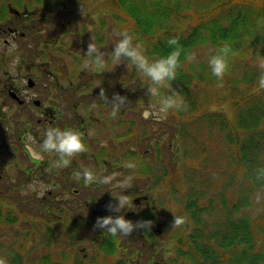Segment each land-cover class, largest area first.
<instances>
[{"label":"flooded vegetation","instance_id":"af4514ba","mask_svg":"<svg viewBox=\"0 0 264 264\" xmlns=\"http://www.w3.org/2000/svg\"><path fill=\"white\" fill-rule=\"evenodd\" d=\"M80 1L0 0V235L19 231L24 205L26 232L32 242L37 234H44L50 247L57 245L59 264H161L155 260L163 256L158 238L165 210L153 199L163 185V165L162 160L146 164L141 158L148 156L145 143L151 146L154 138L155 146L161 147L163 137L157 130L147 131L153 120L143 119L144 103L127 100L128 107L118 118H110L111 109L85 77L86 71L98 76L101 69H79L72 81L66 58L72 49L65 39L79 38L82 14L76 7ZM72 25L76 28L69 31ZM131 109L134 116L121 115ZM95 111L102 116L93 115ZM49 126L83 135L87 151L74 157L67 168L49 171L57 159L54 154L42 153L43 158L36 159L25 151L29 135L39 151ZM129 161L137 165L134 172L125 167ZM82 168L100 175L117 172L118 180L132 175L133 183L140 184L122 193L130 196L133 206L120 214L133 223L152 221L151 230L116 238L94 229L98 217L117 215L108 212L106 205L116 203L119 190L76 181L73 172ZM147 176L155 180L153 187L143 182ZM34 180L48 186L38 199L43 206L36 205L34 197L21 200L18 196L20 188ZM38 208H43L42 213L36 212Z\"/></svg>","mask_w":264,"mask_h":264},{"label":"trees","instance_id":"16d2710c","mask_svg":"<svg viewBox=\"0 0 264 264\" xmlns=\"http://www.w3.org/2000/svg\"><path fill=\"white\" fill-rule=\"evenodd\" d=\"M104 2L110 9L113 6L114 11L120 13L122 22L132 23V34L137 43L145 39L143 48L139 45L150 61L166 57L174 50L168 46L167 40L178 38L183 49L180 56L182 66L177 70L172 88L183 96L187 108L184 111L169 112L167 117L172 118V136L179 135L182 139L187 137L184 128L180 133V127L175 126L180 118L186 121L194 120V123L217 129L225 144L235 152L234 168L240 173L244 170V177L249 183L248 193H253L257 186L264 185V179L258 180L254 177V172H246L247 166L250 170L257 166V172L264 169V90L258 87L259 73L255 66V54L258 52L264 56V1L226 0L202 11H193L191 0ZM175 20H190L192 25L190 28H183L174 24ZM107 36L106 33L105 39ZM224 43L230 45L232 52L228 58L229 70L222 81L223 87L218 88L217 79L212 76L207 62L213 51ZM104 46L110 48V45ZM196 49L204 50L206 57L196 63H189L185 56L194 53ZM247 56L248 59L245 60ZM122 66L124 64L117 65ZM131 76L132 81L138 79L139 84L129 90V82L118 81L116 78L120 75L116 76V94L141 104H153L156 100H161V97L150 96V101L141 99V92L147 91L150 82L134 66ZM168 94V89L161 90L162 96ZM217 103H227L232 115L234 112L233 118H225L222 116L223 111H219L213 115L221 114L219 116L222 117L214 121L212 112L207 110L212 111L211 107ZM152 142H155L154 138ZM169 145L165 144L164 149L170 153ZM173 157L175 154L170 153V163L179 167ZM162 165L163 185L171 182L175 183V186L180 184V180L175 181L178 179L175 177L176 169L165 165L163 161ZM191 187L193 188V185ZM262 190L264 192V188ZM194 194L193 191L189 193L183 205L182 213L186 217V224L169 234L173 258L180 260L179 264H264V232H260V228L248 214L246 208L251 205L246 196L242 195L244 203L235 201L230 207L224 198L220 200L219 208L225 215V220L216 226L217 229L215 227V230H211L201 217L207 207L205 210L201 209L198 200L193 197ZM171 201V198H167L168 206ZM37 211L41 212L40 209ZM259 235L261 239H258ZM12 264H26L23 252L19 255L12 254Z\"/></svg>","mask_w":264,"mask_h":264},{"label":"rangeland","instance_id":"374dc122","mask_svg":"<svg viewBox=\"0 0 264 264\" xmlns=\"http://www.w3.org/2000/svg\"><path fill=\"white\" fill-rule=\"evenodd\" d=\"M95 0H81L78 3V6L76 7V11L80 13V11H84L82 13L83 17H80V22L78 28L79 38L82 40H79L77 38H72V36H69V39H65V45L69 48H73L76 50L81 49L82 55L87 51V44L90 42L91 37L95 38L94 33H97L99 29V24L101 22V25H103L104 29L105 26L110 27V34H108L107 41L109 42V45L111 44L110 48L113 49V46L116 43V37L113 36L114 30H128L131 35L132 34V23L130 21L128 22H122V18H119L120 13H117L114 11L113 6H111L110 12H107L108 9L106 7H109L105 4V2H102L101 4L98 2L95 5V7L90 8L91 2H94ZM226 0H191L190 4L192 5L191 9L193 11H202L204 8H208L209 6H214L216 3H222ZM264 1V0H263ZM257 5V3H256ZM100 10V14L102 17H99V24L95 29H93L92 21L89 19L91 16H95L96 12ZM106 11V13H103ZM119 18V20L117 19ZM88 21L87 25H82L81 21ZM174 24L181 25L183 28H190L192 23L190 20H186L183 22H180V20H175L173 22ZM92 25V26H90ZM69 26V31H74L76 27ZM251 26L254 27L252 24ZM86 29L88 34H84L83 30ZM82 30V31H81ZM135 38V36H134ZM145 39L142 40L141 43H138L140 45H144ZM98 46V43L95 42ZM134 43L136 42V39H134ZM107 51L106 49L102 50ZM74 53H67V70L69 72H73L72 77L74 73L79 71V69L83 68V61L86 59V57L81 56V52L73 51ZM193 54V53H192ZM196 56V60L191 63H196L198 61L203 60L204 57H206V52L204 50L197 49L194 52ZM77 61H76V60ZM133 68V66H131ZM130 65H127V62H125L124 66L118 69V72L120 74V77H117V74L112 75V78H116L118 81L126 80L128 90L132 87L139 84L138 79H134L132 81L131 79V73L132 68ZM83 75V72H82ZM125 75V76H124ZM93 86L95 88L97 87V83H93ZM95 92L97 93L99 97L100 88L96 89ZM149 95L147 94V91L141 92V99L149 100ZM100 99V97H99ZM150 101V100H149ZM149 104V103H147ZM147 104H144L145 107ZM159 105V104H155ZM211 110H207L212 112L211 117L214 121L219 120L222 116L231 117L233 118L234 112L232 115V110L230 111L227 103H217L211 107ZM80 110V109H79ZM223 110V115H213L214 112H221ZM130 114H126V116H134L133 109H131ZM81 114L83 113L82 110H80ZM95 116H102V113L95 111L93 113ZM231 115V116H229ZM211 118V120H212ZM209 120V121H211ZM176 120H174V123ZM152 127H149L147 129L148 132L150 128L152 130H157L159 136L161 135L164 138L165 144L167 145L170 142V138L172 137V131H171V124H172V118H166L163 121H152ZM181 125V126H180ZM150 126V124H149ZM175 126L180 127V133L182 131V128H184L187 137L185 139L178 138L176 139V142H173L172 146V152L175 153V157H173L176 160V163L179 164V167H176L175 164L170 163V153L169 150L167 151L164 149V142L162 146H155L152 144H144L145 147L148 149V156L147 158L143 157L141 158L142 163H150L155 162L156 160H162L165 165H168L172 169H176L175 181L180 180V184H176L171 182L168 185H162L160 188H158V196L154 197L153 203L159 205L162 209H166V212L168 213L167 216L165 214L163 215V219H167L168 225L171 227L174 215L183 216L182 210L183 205L185 204L187 200V196L192 191L195 193L193 196L198 200V203L200 205V208L205 210V207H207L206 211H204L201 215L202 221L210 227L211 230H215L214 228L218 225L224 222L225 215H223L220 211L219 204L222 200L225 199L227 202V206L230 207L233 202H243L244 203V196H246L248 202L250 203V208L248 209V214L251 216V219L254 221L255 225L260 228V232H264V199L261 200V202L258 204L255 202V197L257 193H264L263 188L264 185L257 186L253 193H248V185L249 183L246 182L247 179L244 177V170H241V173L239 170H236L234 167L236 166L235 158L233 153L234 150L231 147H228L225 142L223 141V138L221 134L218 132L217 129H210L205 126V124H200L198 122L194 123V120H183L180 118L179 121L175 123ZM149 134V133H147ZM183 135V134H182ZM184 136V135H183ZM179 137V136H178ZM132 140L136 139L135 136L131 137ZM138 139V138H137ZM149 143V140H148ZM181 154H180V153ZM264 156V153H263ZM20 158L22 156L20 155ZM22 163V162H20ZM257 166L250 170L249 167H246L247 174L254 172V177H257ZM175 171V170H174ZM238 174V175H237ZM38 175V173H37ZM23 178V175L20 172L19 180ZM154 179L152 177L147 176L146 180L144 179L143 182H146L147 187H153ZM136 186H139L140 183H133ZM193 185V188L191 187ZM29 185H26L24 188H20L19 191V198L27 199L29 197H34L36 199L40 198L36 194V192L32 191L28 187ZM27 192V194H24ZM244 195V196H242ZM167 198H171V205L169 208H167ZM224 198V199H223ZM221 200V201H220ZM212 202V204H211ZM216 208H215V206ZM24 206V205H23ZM209 206H212L210 209ZM242 208L244 210V206L242 205ZM27 225V224H26ZM218 227V226H217ZM216 227V229H217ZM175 229L171 228V232L173 233ZM258 230V229H257ZM15 236L12 238L13 243H7L6 245L0 247V259H4L5 255L7 254L6 250L10 249V246L14 245V249H18L20 244L22 243V240L26 238V235L22 234L21 232H15ZM38 236H35V240L28 244V240L26 239L25 246L28 249L29 245H33L32 249H30V254L27 253L26 259L28 260L31 257H34L35 262H38V257H40L43 252L38 253L39 248H44V234H37ZM258 239L260 238V235L258 236ZM161 245L164 246L166 242L165 236H161L160 239ZM10 241V240H8ZM53 253L58 254L57 260L60 259V252L61 250L56 247L55 245L53 248H50ZM20 250H23V246L20 247ZM25 251V250H24ZM5 260V259H4ZM6 264H11L12 260L6 259ZM157 263L161 264H167L168 258L166 256L161 259L157 258L155 260ZM171 264H179V262L170 261Z\"/></svg>","mask_w":264,"mask_h":264},{"label":"clouds","instance_id":"9594fccd","mask_svg":"<svg viewBox=\"0 0 264 264\" xmlns=\"http://www.w3.org/2000/svg\"><path fill=\"white\" fill-rule=\"evenodd\" d=\"M113 36L116 37V43L111 52L105 53L101 51L91 37L87 44V51L84 54L86 59L83 61L84 69L99 70L103 69L107 59L114 65H121L127 62V65L134 66L136 70L146 77L150 82L147 88V94L150 97H161L159 105L149 103L142 117L144 120L163 121L167 118L170 111H184L187 108L186 101L183 96L172 88V82L176 80L177 70L182 66L180 64V56L183 49L179 45L176 37L167 40L169 47L174 48L166 57L149 60L141 51V46L134 43V36L128 30H114ZM14 47V45H13ZM232 49L229 44L224 43L221 47L215 49L208 59V67L212 76L217 79V87H223V79L229 70V54ZM185 59L191 63L196 60L195 54L185 56ZM255 66L258 69L257 83L259 89L264 90V56L258 52L255 54ZM100 87V86H99ZM162 89H168L169 94L161 95ZM100 99L111 109L110 118L116 119L121 111L128 107L127 97L115 94L111 100L106 96L105 90L101 87L99 93ZM7 111V109H5ZM37 142L29 135L24 145L25 151L32 158L42 159V153H52L57 159L51 165L49 171L67 168L71 165L72 159L79 154L85 153L87 147L83 142L82 133L67 129L61 130L58 127L49 126L43 133L42 140L39 142V151L36 148ZM125 167L133 172L137 168L136 163L126 162ZM120 173L113 172L110 175L97 174L91 168H82L73 172V178L76 181L83 180L86 186L97 185L104 187H112L119 190L118 195L114 198L116 203L106 205V210L111 213H117L116 216L108 215L98 217L94 229L101 230L103 234L111 237L127 238L134 231L147 229L151 230L152 221H138L133 223L126 220L124 215L120 213L133 206V201L129 195H124L126 190L132 189L133 176L129 175L123 179H117ZM258 180L264 179V169H259L256 177ZM29 189L43 197L48 186L42 181L34 180L29 184ZM24 194H27L25 192ZM264 199V193H257L255 202L260 203ZM186 224V217L174 215L171 225L172 229H179ZM0 264H6L4 259H0Z\"/></svg>","mask_w":264,"mask_h":264}]
</instances>
